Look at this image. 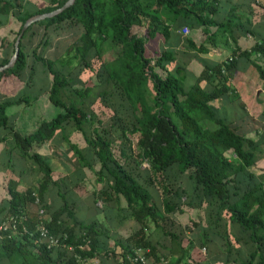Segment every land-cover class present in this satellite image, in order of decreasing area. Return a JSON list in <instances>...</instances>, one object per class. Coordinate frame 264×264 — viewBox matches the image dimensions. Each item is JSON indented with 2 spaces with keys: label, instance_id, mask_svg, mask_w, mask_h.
Wrapping results in <instances>:
<instances>
[{
  "label": "trees",
  "instance_id": "1",
  "mask_svg": "<svg viewBox=\"0 0 264 264\" xmlns=\"http://www.w3.org/2000/svg\"><path fill=\"white\" fill-rule=\"evenodd\" d=\"M67 1L0 0V67L9 63L27 20ZM222 2L231 0H75L24 32L19 56L12 67L0 72V84L14 83L20 89L26 85L23 41L34 36L35 27L42 28L32 57L51 76L47 101L58 113L48 120L39 118L30 109L36 96L2 97L0 93V130L12 132L19 156L39 174L37 183L23 191L14 181L8 183L9 199L0 221L15 216L19 226L11 236L0 233V264H78L75 256L86 264L94 260L134 264L130 258L137 248L148 250V264H181L186 247L163 225L169 215L193 210L206 213L205 224L191 218L184 229L198 233L193 242L200 249L210 243L219 247L221 254L211 263L223 259V264H264V172L252 171L261 143L221 117L220 108L213 104L228 102L229 82L241 60L264 85V37L250 50H242L239 34H251L242 25L247 13L239 20L234 7L217 23L213 16L220 12ZM161 14L168 16L164 22ZM143 26L147 37L138 34ZM184 27L200 31L206 40L200 43L194 34L182 36ZM218 30L229 36L230 41L223 44L232 49L225 61L211 64L203 58L209 54L206 42L216 47ZM61 32L78 36L63 56L45 58L38 50L46 49ZM157 35L163 37L166 48L149 58L145 45ZM180 46L202 64L189 89L184 88V68L167 69L176 61ZM105 52L112 53L109 60L103 59ZM95 62L99 63L96 69ZM85 71L92 73V82L81 79ZM203 81L210 90L201 85ZM15 106L28 108V115L34 116L29 130L12 129L7 110ZM98 107L110 112L108 119H101ZM58 136L65 159L76 162L73 172L65 175L70 196L59 187L49 159L33 150ZM131 160L133 165H128ZM84 169L102 183L99 189L90 190ZM155 185L161 190L162 210L150 191ZM88 188L93 203L101 207L96 208L94 218L79 221L76 213L82 202L75 192ZM52 191L57 195L56 205L45 199ZM39 208L45 210L49 233L64 246L49 249L40 243L35 230ZM163 238L179 249L172 253L178 254L174 261L162 262L158 247ZM66 246L73 247L74 253Z\"/></svg>",
  "mask_w": 264,
  "mask_h": 264
},
{
  "label": "crops",
  "instance_id": "2",
  "mask_svg": "<svg viewBox=\"0 0 264 264\" xmlns=\"http://www.w3.org/2000/svg\"><path fill=\"white\" fill-rule=\"evenodd\" d=\"M234 7L238 8L239 20L240 17H242L241 15L247 13L245 17H248V19H246V21L245 19L241 18L243 20L242 23H244L242 25L244 28L250 29L251 34H246V35L239 34L238 46L242 50H250L254 45V43H256V41H259L264 37V0H231L230 3L222 2V8L220 12H218L213 16V20L216 21L217 23H222V21L225 20L229 10H231ZM214 35L216 36L217 42L221 40L230 41L229 36L226 34L222 35L220 31L215 33ZM219 47L222 48L220 45L216 46L215 48H210L209 55L205 57V59L208 60L211 64L223 62V61L215 60L216 57L219 56L222 51V49H220ZM227 49L228 51H231L232 48L229 46V48ZM253 70L254 69L252 67L248 66L245 62L241 60L238 65V69L235 72V75L232 79L234 81L239 76V81H238L239 87H237V91H239L238 93H239L240 102L244 105H247L244 100L245 94L249 96V98H252V100L259 99L258 95L257 97L255 96L254 91L253 92L249 91L250 84H253V87L255 88L256 91H258V93L261 90V86H263L262 82L259 81L258 79V75L256 77L258 81H255V79H250L249 72L250 71L252 72ZM245 76L247 77L246 80L244 79L245 82L243 80L241 81L240 79L244 78ZM15 86L18 87L19 85L14 83L0 84L1 96L2 97L16 96L19 93L20 88L13 89ZM258 86H260V88H258ZM205 88L207 90H210L209 86ZM27 109L28 108L24 109L21 106L8 108L7 112L9 113L8 115L11 120V125L13 130H16L18 128L29 130L31 128L30 126L32 124H30L29 122L34 119V116H29L28 115L29 109L28 110ZM30 109L33 110L34 108H30ZM2 137L4 138V141L0 142V212L4 208L7 200L9 199L8 196L9 181H14L15 183H17V189L19 191H23L27 187L34 186L39 178V174L36 173L35 167L30 163V161L21 158L18 154V151L14 148L15 144L13 142L12 132L0 130V138ZM33 150L34 152H37L38 154L45 156L48 159L51 156L59 157V159L62 162L60 164L62 168L60 170V172L62 173V177H61L62 179H66L65 175H69L70 173H72L75 168L74 165H76V162L73 158H71L70 160H66L65 157H63V154L65 155V151L62 146V140L59 136L55 138V140L50 144L43 145L38 148H34ZM84 172L86 173V176L89 179L91 177L89 172L85 169ZM54 177H55V173H54ZM55 179L57 178L55 177ZM69 190H70V186L65 190L66 192H68V196L72 194V192ZM78 192L79 190L75 192L78 195V197L77 196L76 197L79 198L82 204L80 205L81 206L80 211L76 213V217L79 221H88L94 218L97 214L96 211L97 207H95L96 204H93V198L91 200L90 198H87V196L81 195ZM53 193L55 194V196H53ZM56 197H57L56 192L52 191L46 195L45 199L47 202L56 205L58 202ZM192 214H194V211ZM0 218H2L1 213H0ZM192 219H195L193 215H192ZM188 222H189V218L187 223ZM187 223H185V225ZM181 224L182 223L179 220V214L173 213L168 216V218L165 220L163 225V227L165 229H168L170 233L177 236L179 240L182 241L183 246L186 247L185 255L183 256L181 264H223V259L217 260L216 263H211L210 261L214 257L221 254V250L217 245H215V243L208 244L207 249L206 248L200 249L191 240V238H193L191 237L192 232L186 231L184 229L185 225L182 226ZM169 240H170L169 238H165V239L163 238L160 241V246L158 247L159 255H161V259L163 263H167V260L174 261L178 255V254H174V255L172 254L178 252L179 249L176 247H172ZM235 247L237 248V245H235ZM229 264H233V263H229Z\"/></svg>",
  "mask_w": 264,
  "mask_h": 264
},
{
  "label": "rangeland",
  "instance_id": "3",
  "mask_svg": "<svg viewBox=\"0 0 264 264\" xmlns=\"http://www.w3.org/2000/svg\"><path fill=\"white\" fill-rule=\"evenodd\" d=\"M37 3L42 4V1H36ZM168 16H165L164 14H161V21H165V19ZM12 26V25H11ZM8 28H5V32ZM16 29V28H15ZM189 30V29H188ZM146 27H140L138 29V34L142 37H147L146 35ZM34 36L29 37L26 36V38L23 41V49L27 56V68L23 73V80L25 81L26 85L23 86L19 90V93L21 94H29L31 97L36 96L37 100L32 103L34 106V113H37L36 115L39 116V118L48 120L55 116L58 113V110L52 106L47 101L48 96V90L51 84V76L48 75L47 72L44 71L43 67L34 61L32 57V51L38 46V43L42 36V28L35 27L34 28ZM1 34V33H0ZM180 34L182 36H190L194 34V37L197 41L204 42V39L206 40L204 34L200 33V31H195L194 33L192 31H188L187 34L183 33V29L180 30ZM78 35L72 32H61L60 36L52 37L50 40V45L46 47V49L38 50L45 58L54 60L56 58H59L64 55V52L66 48L76 39ZM223 42L226 41H218L217 46L220 45L222 48L221 54L216 57L215 60L217 61H224L226 58L230 57V51H228L227 47L225 48ZM227 43V42H226ZM166 44L164 43V39L162 36L157 35L156 38L149 40L146 45V56L149 58H156L162 50L166 48ZM206 46L209 48H215V46L208 45L206 42ZM225 49V50H224ZM42 51V52H41ZM105 51V49H104ZM209 55V54H208ZM206 55V56H208ZM112 56V53L108 52L104 54L103 59L109 60ZM205 56V57H206ZM203 57V58H205ZM99 63L95 62L93 64V68L96 69L98 67ZM175 65H179L180 67L184 68L187 79L184 83V88L189 89L191 86L194 85L195 79L200 75L202 71V64L200 61L197 60L194 53L188 52L186 49L183 48V46H180L177 50L176 54V61L172 64L167 65V69L171 71ZM160 73H163L160 71ZM92 73L85 71L81 75L82 80H89L93 81ZM250 79L257 80V73L253 70L252 72H249ZM238 78V79H237ZM236 78V80H230L229 85L231 88V92L228 96V102L221 104L220 101H215L213 104L216 107L220 108V116L225 118L226 120L234 123L240 132L243 134H250L254 137L258 143H261L259 146V158L253 167L252 171L255 174H260L264 172V85L261 86V90L256 91L253 87V84H250V92H255V96H259L258 100L249 98L246 94L244 95V100L247 105H244L240 102L239 98V91H237V87H239V76ZM247 77L240 79L241 81L245 80ZM259 79V78H258ZM260 81V80H259ZM201 85L205 88L208 85L203 81L201 82ZM22 86V84H21ZM20 86H18L16 89H18ZM260 88V86H258ZM16 92V91H15ZM18 93V94H19ZM63 95H66L63 93ZM252 95V93H251ZM254 96V93H253ZM255 97V98H256ZM66 99V98H65ZM251 101V102H250ZM77 102V101H76ZM24 106V105H23ZM25 108V107H23ZM98 111V115L101 117L102 120L108 119L110 116V112L105 108H100ZM73 138H78L76 135H72ZM133 148L136 150V140H133ZM37 150V149H36ZM63 157L65 155L63 154ZM61 160L57 156H51L49 157V164L53 168V171L55 173V177L58 180V185L63 191H65L69 187V181L68 179H62V173L60 172L61 168ZM128 165H133V160L128 162ZM69 167V166H68ZM146 167V164L142 165V168ZM39 179V178H38ZM90 184L88 187H90V190L92 189H99L102 186V183L97 182L92 176L89 178ZM92 179V180H91ZM35 183V182H34ZM33 183V184H34ZM90 190H84L79 189V192L81 195L87 196V198H90L92 200V196L90 195ZM150 191L153 195L155 204L161 209V190L158 188L157 185L155 187H151ZM53 196L55 194L53 193ZM94 204V203H93ZM95 207H101V203H97ZM159 209V210H160ZM162 210V209H161ZM160 210V211H161ZM194 211V210H193ZM192 212L183 214H179V220L182 223L181 225L184 226L185 223H187L188 218L191 219L192 215L195 217L197 221L200 220V222H203L205 224L204 218L207 219L206 213H203L204 211L195 210L194 214ZM129 231V230H128ZM125 232V231H124ZM193 233V234H192ZM191 233V240L194 241V236L198 235V233Z\"/></svg>",
  "mask_w": 264,
  "mask_h": 264
},
{
  "label": "built area",
  "instance_id": "4",
  "mask_svg": "<svg viewBox=\"0 0 264 264\" xmlns=\"http://www.w3.org/2000/svg\"><path fill=\"white\" fill-rule=\"evenodd\" d=\"M188 28L184 27L183 28V33L187 34L188 33ZM35 204L38 206L39 205V200L38 198H35ZM45 210L42 208L38 209V216H39V221L36 225V232L39 237L40 243H43L46 245L47 248H57L59 246H64L62 242L54 237L52 234L49 233V230L46 227L45 224ZM18 226H19V221L15 216H9L6 219L0 221V233L4 234L7 233L8 235L16 234L18 233ZM25 231V230H24ZM66 238V236H64ZM82 249V246H80ZM66 249L69 253H74V249L71 246H66ZM148 253V250L142 249V248H137L134 250L133 256L130 258V261L134 264H148V260L146 257V254ZM78 264H86V261L82 258L76 257ZM92 264H98L97 260H94Z\"/></svg>",
  "mask_w": 264,
  "mask_h": 264
},
{
  "label": "water",
  "instance_id": "5",
  "mask_svg": "<svg viewBox=\"0 0 264 264\" xmlns=\"http://www.w3.org/2000/svg\"><path fill=\"white\" fill-rule=\"evenodd\" d=\"M75 0H68L62 7L50 12V13H46V14H42V15H38V16H35V17H32L30 18L29 20H27L24 25L22 26V29H21V32L19 33L16 41H15V45H14V54L12 55L9 63L5 66H2L0 67V72L12 67L18 56H19V44H20V41H21V38L24 34V32L34 23L38 22V21H41V20H44V19H47V18H51V17H54L55 15L61 13L62 11H64L65 9H67L68 7H70L71 5H73Z\"/></svg>",
  "mask_w": 264,
  "mask_h": 264
}]
</instances>
